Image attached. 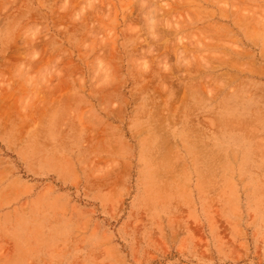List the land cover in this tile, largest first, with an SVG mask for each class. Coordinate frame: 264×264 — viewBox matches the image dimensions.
Returning <instances> with one entry per match:
<instances>
[{
    "label": "rangeland",
    "instance_id": "1",
    "mask_svg": "<svg viewBox=\"0 0 264 264\" xmlns=\"http://www.w3.org/2000/svg\"><path fill=\"white\" fill-rule=\"evenodd\" d=\"M0 264H264V0H0Z\"/></svg>",
    "mask_w": 264,
    "mask_h": 264
},
{
    "label": "bare ground",
    "instance_id": "2",
    "mask_svg": "<svg viewBox=\"0 0 264 264\" xmlns=\"http://www.w3.org/2000/svg\"><path fill=\"white\" fill-rule=\"evenodd\" d=\"M232 1V0H231ZM233 4V3H232ZM235 4V3H234ZM237 5V4H236Z\"/></svg>",
    "mask_w": 264,
    "mask_h": 264
}]
</instances>
